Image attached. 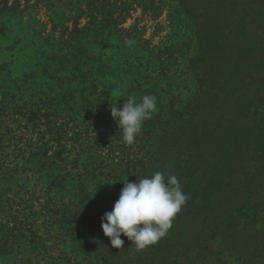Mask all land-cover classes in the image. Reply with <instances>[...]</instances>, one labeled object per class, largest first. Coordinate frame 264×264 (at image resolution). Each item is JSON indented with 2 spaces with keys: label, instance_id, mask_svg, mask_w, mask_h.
<instances>
[{
  "label": "trees",
  "instance_id": "16d2710c",
  "mask_svg": "<svg viewBox=\"0 0 264 264\" xmlns=\"http://www.w3.org/2000/svg\"><path fill=\"white\" fill-rule=\"evenodd\" d=\"M153 1L0 0V264H200L219 247L264 264L261 245L239 236L244 209V228L264 222V0H174L195 35L191 89L185 39L152 45L123 26ZM145 94L157 111L141 133L158 145L130 167L109 106ZM184 154L168 175L188 199L167 235L111 247L101 217L122 182Z\"/></svg>",
  "mask_w": 264,
  "mask_h": 264
},
{
  "label": "clouds",
  "instance_id": "9594fccd",
  "mask_svg": "<svg viewBox=\"0 0 264 264\" xmlns=\"http://www.w3.org/2000/svg\"><path fill=\"white\" fill-rule=\"evenodd\" d=\"M126 43L131 45L133 41L126 39ZM109 110L122 131L123 142L132 145L141 133L143 123L157 111V97L145 94L137 99L130 95L121 107L118 108L115 102ZM122 183L112 210L101 217L103 235L115 249L123 248L122 235L138 250L155 245L167 235L173 219L188 199L187 194L175 175L166 176L162 171L134 182L126 179Z\"/></svg>",
  "mask_w": 264,
  "mask_h": 264
},
{
  "label": "rangeland",
  "instance_id": "374dc122",
  "mask_svg": "<svg viewBox=\"0 0 264 264\" xmlns=\"http://www.w3.org/2000/svg\"><path fill=\"white\" fill-rule=\"evenodd\" d=\"M24 1V0H23ZM155 0L153 1V5L149 7L143 8L142 6H138V8L131 12L130 16L126 18L123 23L124 27H131L134 24H137L138 30L141 32L142 36L145 39H148L152 45H160L161 43H166L171 41L175 43L179 40H186L187 47L183 46L187 51L186 61L182 62L181 68L187 73L183 77V86L187 89H191L194 87V70L196 68L195 57L197 56V46L195 44V35L193 33V28L191 21L188 20L185 12H183L180 8H178L174 2V0ZM154 6V7H153ZM252 6V4H251ZM41 7V16L43 18V14L45 13V8ZM175 11V9H177ZM184 18V27L187 25L186 30L176 29L173 24L175 22L181 21ZM186 23V24H185ZM194 59V60H193ZM179 69V68H178ZM188 74V75H187ZM255 118L258 123L261 122L263 113L260 110H256ZM172 118V117H171ZM180 122L174 123V125H179ZM171 125V124H170ZM173 127V126H172ZM153 134L149 136H145L143 133L138 134V148L137 146L128 145L125 149L126 152L124 155V162L128 164V166L138 165L140 167L143 162H146L148 157V153L153 151L158 145L159 135L156 131L152 132ZM129 148V149H127ZM187 162V154H184L177 159L168 161L161 169L165 175L174 173L180 170ZM195 192H192L189 195V198L195 196ZM200 195V192H197ZM242 225L243 223H248L249 220L246 215V210L244 209L242 212ZM264 213V212H262ZM262 214L256 217H253V221H251L248 228H244L242 225L240 226L239 236L243 241H254L261 245V249L263 250L262 256L264 259V222L262 221ZM251 227V228H250ZM52 240H48L45 246V251L48 253H52V255H56L54 251V243ZM209 258L205 259L200 264H240L239 263V253L235 251H227L226 249L219 247L216 248ZM247 258H245V264H247ZM251 264V263H249Z\"/></svg>",
  "mask_w": 264,
  "mask_h": 264
}]
</instances>
